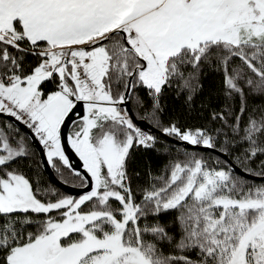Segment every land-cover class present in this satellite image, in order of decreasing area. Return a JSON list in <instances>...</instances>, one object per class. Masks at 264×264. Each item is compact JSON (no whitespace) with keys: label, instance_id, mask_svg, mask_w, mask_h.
Returning <instances> with one entry per match:
<instances>
[{"label":"snow or ice","instance_id":"snow-or-ice-1","mask_svg":"<svg viewBox=\"0 0 264 264\" xmlns=\"http://www.w3.org/2000/svg\"><path fill=\"white\" fill-rule=\"evenodd\" d=\"M0 264H264V0H0Z\"/></svg>","mask_w":264,"mask_h":264},{"label":"water","instance_id":"water-1","mask_svg":"<svg viewBox=\"0 0 264 264\" xmlns=\"http://www.w3.org/2000/svg\"><path fill=\"white\" fill-rule=\"evenodd\" d=\"M73 162H74V163H78V160L74 159ZM47 175L49 176V178L51 179V181H52L54 184H58V181H57V179H56V175H55L54 172L49 171V172L47 173Z\"/></svg>","mask_w":264,"mask_h":264},{"label":"trees","instance_id":"trees-1","mask_svg":"<svg viewBox=\"0 0 264 264\" xmlns=\"http://www.w3.org/2000/svg\"><path fill=\"white\" fill-rule=\"evenodd\" d=\"M56 175V174H55ZM45 179H50L47 173H45ZM51 180V179H50Z\"/></svg>","mask_w":264,"mask_h":264}]
</instances>
